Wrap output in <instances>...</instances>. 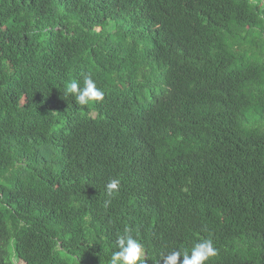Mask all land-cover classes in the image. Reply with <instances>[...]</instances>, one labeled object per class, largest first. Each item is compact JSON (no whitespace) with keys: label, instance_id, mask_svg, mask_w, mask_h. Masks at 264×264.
Segmentation results:
<instances>
[{"label":"trees","instance_id":"1","mask_svg":"<svg viewBox=\"0 0 264 264\" xmlns=\"http://www.w3.org/2000/svg\"><path fill=\"white\" fill-rule=\"evenodd\" d=\"M125 227L264 264V0H0V264H108Z\"/></svg>","mask_w":264,"mask_h":264},{"label":"clouds","instance_id":"2","mask_svg":"<svg viewBox=\"0 0 264 264\" xmlns=\"http://www.w3.org/2000/svg\"><path fill=\"white\" fill-rule=\"evenodd\" d=\"M65 97L71 95L80 106L104 100V90L98 87L91 74H85L82 82L72 80L65 87ZM121 185L119 178H112L106 185V194L112 197ZM110 201L105 203V207ZM118 250L112 252L108 264H145L146 250L138 237H134L132 230L125 227L118 232L115 239ZM218 254V249L211 237H206L193 244L191 249H173L167 254L161 253L163 264H209ZM182 258V259H181Z\"/></svg>","mask_w":264,"mask_h":264}]
</instances>
